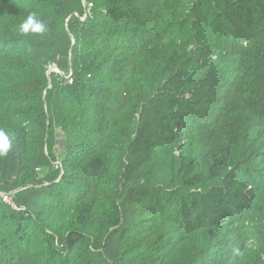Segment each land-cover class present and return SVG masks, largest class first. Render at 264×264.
Returning a JSON list of instances; mask_svg holds the SVG:
<instances>
[{
    "label": "trees",
    "instance_id": "trees-1",
    "mask_svg": "<svg viewBox=\"0 0 264 264\" xmlns=\"http://www.w3.org/2000/svg\"><path fill=\"white\" fill-rule=\"evenodd\" d=\"M0 129V264H264V0H0Z\"/></svg>",
    "mask_w": 264,
    "mask_h": 264
},
{
    "label": "clouds",
    "instance_id": "clouds-1",
    "mask_svg": "<svg viewBox=\"0 0 264 264\" xmlns=\"http://www.w3.org/2000/svg\"><path fill=\"white\" fill-rule=\"evenodd\" d=\"M18 31L21 34H44L47 31L46 22L36 11L30 12L26 19L18 25ZM13 147V139L10 134L0 129V156H5Z\"/></svg>",
    "mask_w": 264,
    "mask_h": 264
},
{
    "label": "built area",
    "instance_id": "built-area-1",
    "mask_svg": "<svg viewBox=\"0 0 264 264\" xmlns=\"http://www.w3.org/2000/svg\"><path fill=\"white\" fill-rule=\"evenodd\" d=\"M3 199L6 203L15 206V202L12 197V193H2Z\"/></svg>",
    "mask_w": 264,
    "mask_h": 264
},
{
    "label": "rangeland",
    "instance_id": "rangeland-1",
    "mask_svg": "<svg viewBox=\"0 0 264 264\" xmlns=\"http://www.w3.org/2000/svg\"><path fill=\"white\" fill-rule=\"evenodd\" d=\"M55 69V66H51V70ZM63 132L61 131V129H59V136H58V139L60 140V142H62L63 140ZM58 151L61 152L62 151V145L59 144V147H58Z\"/></svg>",
    "mask_w": 264,
    "mask_h": 264
}]
</instances>
